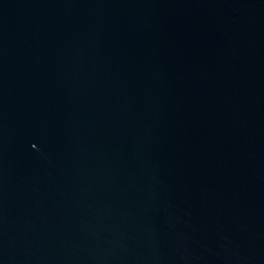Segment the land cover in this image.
I'll use <instances>...</instances> for the list:
<instances>
[{"label":"water","instance_id":"obj_1","mask_svg":"<svg viewBox=\"0 0 264 264\" xmlns=\"http://www.w3.org/2000/svg\"><path fill=\"white\" fill-rule=\"evenodd\" d=\"M0 264H264V0H0Z\"/></svg>","mask_w":264,"mask_h":264}]
</instances>
